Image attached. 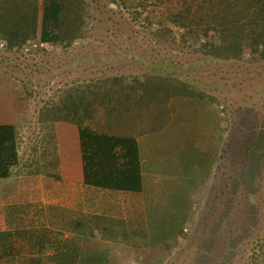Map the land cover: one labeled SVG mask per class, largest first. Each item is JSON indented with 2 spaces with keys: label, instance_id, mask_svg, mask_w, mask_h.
Returning <instances> with one entry per match:
<instances>
[{
  "label": "rangeland",
  "instance_id": "rangeland-1",
  "mask_svg": "<svg viewBox=\"0 0 264 264\" xmlns=\"http://www.w3.org/2000/svg\"><path fill=\"white\" fill-rule=\"evenodd\" d=\"M86 2L88 29L81 38H72L70 10L55 41L30 40L9 50L0 36V123H14L20 147V163L12 167L9 177L0 178V202L11 200L9 214L26 209L24 195L31 186L33 196L40 190L35 184L41 172L62 177L63 156L80 166L76 126L57 121L65 112L74 113L79 98L85 105H96L99 98L95 96L105 90L104 84L133 75L144 83L154 82L156 74L164 81L173 71L201 90V97L173 99L169 134L150 135L156 144L160 141L157 154L168 168L150 183L157 186L156 191L147 187L145 192L154 213H130L123 221L117 219L120 216H106V211L114 213V209L104 210L94 202L91 227L84 221H60L54 228H36L46 234L45 243L38 240L40 244L35 245L38 253H30L32 229H12L29 234L14 239V245H23V257L40 255V264H55L51 256L66 245L79 251L77 264H98L101 258L108 259V264H264V158L260 153L264 148V60L245 46L239 59L209 55L200 61L198 55L195 58L159 42L151 33L155 24L130 21L132 1ZM250 138L254 145L245 152ZM176 157L183 160L177 168ZM35 159L40 161L37 165ZM225 171L231 176L235 172L234 190ZM184 174L193 185L179 179ZM207 177L213 180V189L211 181L208 185L204 180ZM115 220L118 226L114 227ZM160 234L165 236L162 244L167 256L159 263L153 261L148 242L154 238L160 247L156 242ZM116 236L126 242L119 243ZM8 240L0 239V264H13L1 254L11 250Z\"/></svg>",
  "mask_w": 264,
  "mask_h": 264
},
{
  "label": "trees",
  "instance_id": "trees-1",
  "mask_svg": "<svg viewBox=\"0 0 264 264\" xmlns=\"http://www.w3.org/2000/svg\"><path fill=\"white\" fill-rule=\"evenodd\" d=\"M64 1L0 0V36L5 39L7 48H19L30 40L59 39L60 24L69 10L74 24L72 38H81L88 29L86 6L89 3L86 0H68L66 5ZM112 1L118 3V0ZM130 1V21L155 24L157 29L154 27L151 33L159 42H168L169 47L177 52L191 54L195 58L199 56L200 61L209 55L213 58L239 59L247 46L248 51L264 60V0ZM71 40L66 41L71 43ZM137 76H129L118 83L104 84L105 90L95 96L99 98L98 104L88 106L79 98L74 113L65 112L60 116L62 119L57 120L61 125L70 127L72 123L77 128L83 181L89 186L140 192L141 162L135 137L159 132L167 127L172 120L170 103L173 99L201 97V90L193 83L178 78L174 71L169 72L164 81L156 74V80L152 83L139 82ZM253 145L254 138L248 139L247 144H244L245 152ZM260 153L264 158V148ZM18 163L19 145L15 125L0 123V178L9 177L12 167ZM225 173L231 176L229 172ZM231 180V189L234 190L235 172ZM212 181L209 185L211 189L214 188ZM178 219L180 221L183 217ZM117 222L114 221V227L118 226ZM27 234L26 230L0 231V239L9 238L8 242L12 245L8 253H1L7 263H41L40 255L23 257V245H14L12 242ZM131 235L136 238L141 236L138 233ZM31 236L33 252L30 253H38L39 249H34L35 242ZM160 236L156 241L160 247H156L154 238L148 242L153 247V261L159 263L167 256L166 246L162 244L165 236ZM43 238H46V234L37 235L41 244L45 243ZM116 240L119 243L126 242L118 236ZM66 247L51 256L55 264H77L79 251ZM101 260L98 264L109 263L108 259Z\"/></svg>",
  "mask_w": 264,
  "mask_h": 264
},
{
  "label": "crops",
  "instance_id": "crops-1",
  "mask_svg": "<svg viewBox=\"0 0 264 264\" xmlns=\"http://www.w3.org/2000/svg\"><path fill=\"white\" fill-rule=\"evenodd\" d=\"M172 120L170 124L159 131V133H164L165 135L169 134L168 130L170 125L173 123ZM152 133L154 132L145 133L135 137L139 146L141 162L142 190L140 192L101 189L89 186L83 181L82 163H80L79 166V164L75 163L73 160H71V158L63 156L64 159H61L62 163L61 166H59L61 169L59 173L62 177L59 178L54 174H52L50 177L48 174H43L41 172L39 176L40 179L35 184V186L40 190L35 193V196H33L31 194V186L27 190L26 195H24L25 201L28 204H21L22 206H26V209H23L24 211L18 212V214L14 215L9 214L8 207L11 205V200L7 201L6 199L2 198L0 202V206H2V208H0V231H10L17 228L27 230L32 229V232L34 233H32L31 237L36 239L34 245H38L40 244V241L37 240V232H39V234L43 233H41V231L36 228H54L55 222L59 223L60 221H66L67 223L84 221L87 223L88 228L91 227V219L95 218V216H93L91 213L92 211L90 210L94 202H97L96 204L98 205L104 206V210L112 211L111 209H114V213L109 212L108 214L106 211V216H120L117 219H122L123 221L124 219H128V215L130 213H135L137 216H139L141 213L145 215L154 213V210L150 212L151 202L145 198V192H147V187H152V189L149 190L151 192L152 190L156 191L157 186H152L150 183L157 182V177L162 176L164 169L168 170V168L164 166V159L158 157L159 154H157V150L159 149L158 144H160V141L157 140L158 144H156L152 136H150ZM44 151L49 152V150ZM161 154L164 158L165 156L169 158V154L166 155L162 152ZM44 159L46 160L45 162L48 161L47 155ZM175 159L179 161L178 163H174L176 165L175 168H177V165L179 163H183V160L181 157H179V159L176 157ZM37 162L40 161L35 159V165H37ZM169 170H171V168H169ZM178 171L186 172L182 171L181 169ZM210 176H212V174ZM46 177L50 179V181L47 183L44 182ZM179 179L181 181L185 180L187 185L189 181H191L190 177L186 174H184L183 178L179 176ZM206 181L209 185L210 181H212L211 177H207ZM147 196H149L148 193ZM136 210L137 212H135ZM101 215H103V213ZM134 219H137L138 221L140 220L139 218ZM28 235L29 234H27V236Z\"/></svg>",
  "mask_w": 264,
  "mask_h": 264
}]
</instances>
